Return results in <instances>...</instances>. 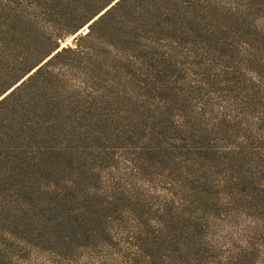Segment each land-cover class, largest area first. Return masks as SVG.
<instances>
[{"label": "trees", "instance_id": "trees-1", "mask_svg": "<svg viewBox=\"0 0 264 264\" xmlns=\"http://www.w3.org/2000/svg\"><path fill=\"white\" fill-rule=\"evenodd\" d=\"M47 1L46 33L23 34L19 7L0 24V264H264L254 242L216 231L207 190L174 211L136 184L178 175L264 210V71L231 43V13L217 0ZM81 64L104 85L71 84Z\"/></svg>", "mask_w": 264, "mask_h": 264}, {"label": "rangeland", "instance_id": "rangeland-1", "mask_svg": "<svg viewBox=\"0 0 264 264\" xmlns=\"http://www.w3.org/2000/svg\"><path fill=\"white\" fill-rule=\"evenodd\" d=\"M217 1H220L223 8L231 13L230 16L227 15L230 19L228 24L229 33H234L235 35L230 40L231 43H236L235 47H238L240 51H244V56L248 57L249 54L252 57V61L255 62L254 64L264 71V0ZM12 7L21 8V15H23L20 21H15V24L21 25L20 31L23 34L33 35V37L39 35V33H46V26L51 22L48 21V18H52L54 14H57L56 8L50 5L47 0H0L1 26L5 27L7 24L12 23L13 16L17 14V11ZM231 22L238 23L239 27H244V31L239 32L236 28L233 29ZM86 30L87 27H84V30L82 29L75 34L67 36L61 42L60 48L67 45L73 46L76 37L80 33H85ZM83 44L84 46L92 47L89 40L83 41ZM182 53L185 56V58L182 56V62L185 59L187 61L193 60L195 55L193 52H188L186 48ZM89 67L87 68L84 64L80 65V68L84 69L85 75L81 69L72 71L69 68L65 74L66 79L69 77V82L76 88L81 85L87 88L89 86L94 88L103 86V82L99 79L101 76L99 69V73H93L88 71ZM87 88L86 90L88 91ZM179 178L178 175L172 174L170 177L159 176L146 181L137 180L136 184L141 191L146 192L150 196L158 197L162 203L170 204L174 211H180V209L184 208L183 202L185 199L189 201L190 208L196 210L195 195L197 194L198 196L201 191L207 190L204 192L206 195L216 197L213 203H209V208L213 209L214 213L218 215L213 222L216 231L220 235L227 237L234 245L237 244L240 247L244 244L251 245L254 242L253 244L258 249L260 257L261 254H264V252L262 253L264 250L263 209L259 207L257 209L255 203L245 196H238L237 198L228 196L225 189H218L217 186L209 187L204 185V183L202 186L200 184L196 186L192 182H181ZM139 194L143 195L141 192ZM29 252L33 263L43 259L36 254L35 249Z\"/></svg>", "mask_w": 264, "mask_h": 264}]
</instances>
